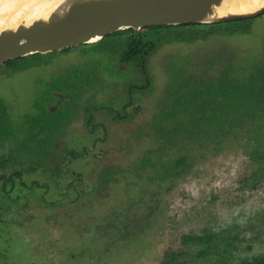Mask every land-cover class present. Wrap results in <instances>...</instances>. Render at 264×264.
I'll return each instance as SVG.
<instances>
[{"label": "rangeland", "instance_id": "374dc122", "mask_svg": "<svg viewBox=\"0 0 264 264\" xmlns=\"http://www.w3.org/2000/svg\"><path fill=\"white\" fill-rule=\"evenodd\" d=\"M252 18L0 64V264L263 254L264 13ZM133 35L158 39L148 79L121 61Z\"/></svg>", "mask_w": 264, "mask_h": 264}, {"label": "water", "instance_id": "95a60500", "mask_svg": "<svg viewBox=\"0 0 264 264\" xmlns=\"http://www.w3.org/2000/svg\"><path fill=\"white\" fill-rule=\"evenodd\" d=\"M220 0H69L43 18L0 31V64L33 53H44L100 40L122 29L154 25L215 23L255 17L249 14L214 17ZM64 6V4H63Z\"/></svg>", "mask_w": 264, "mask_h": 264}, {"label": "bare ground", "instance_id": "6f19581e", "mask_svg": "<svg viewBox=\"0 0 264 264\" xmlns=\"http://www.w3.org/2000/svg\"><path fill=\"white\" fill-rule=\"evenodd\" d=\"M67 1L69 0H0V31L43 18L51 11L65 7ZM263 5L264 0H220L217 6H213L214 17L249 14Z\"/></svg>", "mask_w": 264, "mask_h": 264}, {"label": "trees", "instance_id": "16d2710c", "mask_svg": "<svg viewBox=\"0 0 264 264\" xmlns=\"http://www.w3.org/2000/svg\"><path fill=\"white\" fill-rule=\"evenodd\" d=\"M251 19H253L252 17L250 18H241V19H236V20H229V21H225L226 23L229 24H233V25H237L238 27L241 24L242 21H250ZM188 24V23H187ZM192 24V23H190ZM213 24H221V22H215L212 23ZM247 26L249 25V23H246ZM243 24V25H246ZM183 24H164V25H154V26H148L149 28H152V30H154V32H158V29L160 28H167V27H176V26H181ZM243 25H241L240 27H244ZM130 30H134L133 28H127V29H122L119 31H116L117 33L120 34H124L125 32H128ZM104 38V37H103ZM158 40V39H157ZM157 40L155 39H146L143 36L138 37V35H133L129 37V41L127 43V48L124 50L123 54L121 55V59L123 61H132V62H136L141 68H142V72L148 76V68H147V55L149 53H151L155 46H157ZM37 53H33L31 55H35ZM18 59H10L7 61V63H12L15 62ZM245 264H264V256L257 260L254 263H245Z\"/></svg>", "mask_w": 264, "mask_h": 264}, {"label": "flooded vegetation", "instance_id": "af4514ba", "mask_svg": "<svg viewBox=\"0 0 264 264\" xmlns=\"http://www.w3.org/2000/svg\"><path fill=\"white\" fill-rule=\"evenodd\" d=\"M121 61H123L122 59H121ZM123 62H129V63H132V61H123ZM5 63H7V61L5 62ZM134 63H136V62H134ZM137 64V63H136ZM139 66V65H138ZM140 67V66H139ZM141 68V67H140ZM148 68V67H147ZM143 75L146 77V79H148V77H149V71H148V76L147 75H145L144 73H143ZM61 112V110H55L53 113H52V116H49V119H52V122H54V125L56 124V122H59L58 121V115H59V113ZM50 127H53V124H51L50 125ZM59 129V128H58ZM55 132H57L56 131V129H55ZM5 182H6V179L4 180ZM194 238H196V237H194ZM206 239H210L211 237L209 236V235H207L206 237H205ZM264 256V253L263 254H261V255H259L257 258H255L254 260H243L242 262H241V264H245V263H254V262H256L257 260H259V259H261L262 257ZM167 259V258H166Z\"/></svg>", "mask_w": 264, "mask_h": 264}]
</instances>
